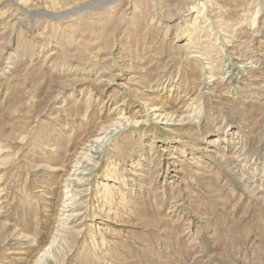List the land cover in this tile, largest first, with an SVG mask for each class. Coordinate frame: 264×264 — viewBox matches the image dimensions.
I'll use <instances>...</instances> for the list:
<instances>
[{
	"label": "rangeland",
	"instance_id": "obj_1",
	"mask_svg": "<svg viewBox=\"0 0 264 264\" xmlns=\"http://www.w3.org/2000/svg\"><path fill=\"white\" fill-rule=\"evenodd\" d=\"M0 264H264V0H0Z\"/></svg>",
	"mask_w": 264,
	"mask_h": 264
},
{
	"label": "bare ground",
	"instance_id": "obj_2",
	"mask_svg": "<svg viewBox=\"0 0 264 264\" xmlns=\"http://www.w3.org/2000/svg\"><path fill=\"white\" fill-rule=\"evenodd\" d=\"M103 141H104V138H102V137L100 139L96 140V145L91 149L93 151V156L94 157H95L96 154H98V155L100 154V152H101L100 147H101V144L103 143ZM83 170H86V169H83ZM80 174H83V176L82 177H78L77 182H75V180H74V185L75 184L77 185L78 181H81L82 179H84L85 175L86 174L88 175V172L85 173L84 171H82V172H80ZM66 206H69V205H66ZM71 208L69 209V212L73 211V209H71Z\"/></svg>",
	"mask_w": 264,
	"mask_h": 264
}]
</instances>
